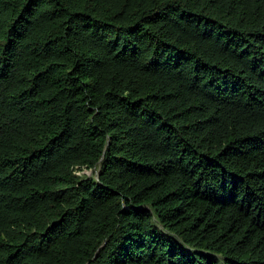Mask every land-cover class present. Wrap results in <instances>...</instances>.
<instances>
[{"label": "trees", "instance_id": "16d2710c", "mask_svg": "<svg viewBox=\"0 0 264 264\" xmlns=\"http://www.w3.org/2000/svg\"><path fill=\"white\" fill-rule=\"evenodd\" d=\"M0 264H264V0H0Z\"/></svg>", "mask_w": 264, "mask_h": 264}, {"label": "rangeland", "instance_id": "374dc122", "mask_svg": "<svg viewBox=\"0 0 264 264\" xmlns=\"http://www.w3.org/2000/svg\"><path fill=\"white\" fill-rule=\"evenodd\" d=\"M84 173H89L90 171H83ZM91 174V172L89 173V175Z\"/></svg>", "mask_w": 264, "mask_h": 264}, {"label": "water", "instance_id": "95a60500", "mask_svg": "<svg viewBox=\"0 0 264 264\" xmlns=\"http://www.w3.org/2000/svg\"><path fill=\"white\" fill-rule=\"evenodd\" d=\"M90 173V172H89ZM89 173H87V174H89Z\"/></svg>", "mask_w": 264, "mask_h": 264}]
</instances>
